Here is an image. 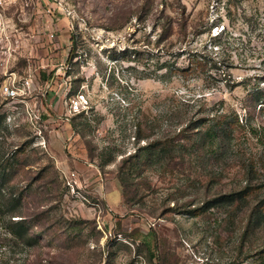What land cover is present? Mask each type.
Returning <instances> with one entry per match:
<instances>
[{
  "label": "rangeland",
  "instance_id": "rangeland-1",
  "mask_svg": "<svg viewBox=\"0 0 264 264\" xmlns=\"http://www.w3.org/2000/svg\"><path fill=\"white\" fill-rule=\"evenodd\" d=\"M182 7L187 36L157 44ZM14 73L33 89L0 95V264H264V223L250 222L264 203V0H16L0 12V86ZM221 116L242 130L189 141L185 168L147 172L126 204L117 170L147 144L139 123L153 141Z\"/></svg>",
  "mask_w": 264,
  "mask_h": 264
},
{
  "label": "trees",
  "instance_id": "trees-1",
  "mask_svg": "<svg viewBox=\"0 0 264 264\" xmlns=\"http://www.w3.org/2000/svg\"><path fill=\"white\" fill-rule=\"evenodd\" d=\"M144 4V7H146L147 1ZM184 10L185 8L182 7L183 13L178 14L177 17H173L171 15H163L162 19L159 17L163 23L162 34L160 35L157 44H160L161 41L163 42L165 39H167L169 42H172V38L174 36H182L184 38L187 36L186 27L188 26L187 23L189 21L187 18H185ZM150 44L151 42L146 40L143 45L150 47ZM157 44L156 46H158ZM73 51L74 49L71 50V53L68 57L69 61L74 57ZM133 54L136 56L135 58H137L135 59V62H145V51H142L141 49L135 50L133 51ZM262 98L264 99V92L261 93V97L258 100L261 101ZM261 102V104L264 106V101ZM239 122L240 120L238 117H236L234 121H228L226 116H221L217 120L210 119L202 121V123H198L196 126L194 125L195 127H193V123H191L186 127L176 129L172 136L166 135L161 139L153 141H150L152 131L146 133V130L143 128V124L139 123L136 140L138 142L147 141V144L140 147L133 155L123 158L117 170V179L123 188V197L126 204L130 206L131 203H135V201L138 200L140 191L143 189V187L148 189L151 188L152 183L149 180V177L146 176L147 172L159 167V169L163 170V174H166L169 170L177 169L180 166L185 168V162L187 161L186 152L188 150L189 141H193L194 139L200 143L206 142L211 145H215L217 142L221 143L222 141H225L226 138L228 139V136L230 138L234 131L236 132L242 130ZM200 126L203 127V130L199 129L196 131ZM196 152H201V149H199V151L196 149ZM108 160L105 161V164L108 162ZM195 161L196 159L194 162ZM253 194H255V191H253L252 188H245L243 190L235 192L233 191V193L219 196L218 202L221 204L227 203L228 205H233L235 203L240 204L243 201H247L249 197L253 196ZM214 207L215 205H208L209 209ZM203 209L204 207H202L200 210ZM200 210L195 209L193 212L195 215H197L195 212ZM251 217V225L254 224V222L255 224H261L262 222L264 223V203L260 205L259 208L254 209ZM24 221L25 220L22 219L19 221L21 223L17 224L25 227L26 222ZM146 245L149 248V244L146 243ZM149 252H151L150 249ZM150 256L152 257L153 255L150 254Z\"/></svg>",
  "mask_w": 264,
  "mask_h": 264
},
{
  "label": "built area",
  "instance_id": "built-area-1",
  "mask_svg": "<svg viewBox=\"0 0 264 264\" xmlns=\"http://www.w3.org/2000/svg\"><path fill=\"white\" fill-rule=\"evenodd\" d=\"M16 0H0V12L1 10L9 4L14 3ZM33 89L32 80L29 78H19L15 73L9 75L0 86V95L7 101H17L23 100ZM88 102L86 97L82 94L77 95L76 98L71 101V110L77 112L79 110H84Z\"/></svg>",
  "mask_w": 264,
  "mask_h": 264
}]
</instances>
